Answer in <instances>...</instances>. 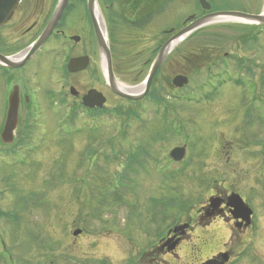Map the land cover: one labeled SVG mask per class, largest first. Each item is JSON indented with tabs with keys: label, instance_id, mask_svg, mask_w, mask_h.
Wrapping results in <instances>:
<instances>
[{
	"label": "rangeland",
	"instance_id": "374dc122",
	"mask_svg": "<svg viewBox=\"0 0 264 264\" xmlns=\"http://www.w3.org/2000/svg\"><path fill=\"white\" fill-rule=\"evenodd\" d=\"M213 32L219 36L212 39ZM192 34L170 52L150 89L176 97L163 93L168 100L161 111L150 99L137 105L113 94L103 66L95 83L96 63L78 78L79 91L93 81L105 93L107 108L138 111L140 119L130 117L131 127L121 129L128 119L110 113L97 121L84 113L70 119L69 110L38 113L36 121L46 123L38 130L44 137L39 149L20 164L0 160V179L9 176L11 185L6 192L0 180L2 206L19 218L0 225L7 237L5 247L0 243V264H132L157 239L162 222L154 214L160 209L171 225L184 220L210 189L234 185L243 196L255 197L250 187H264V145L258 143L264 141V102L247 97L257 89L264 96V26L255 31L244 23L217 22ZM148 50L129 51L128 63L115 66L122 84L144 83L155 57ZM238 58L258 76L245 75ZM60 73L56 65L45 79ZM177 74L187 76L188 84L175 87ZM130 143L134 153L128 157L124 148ZM183 144L186 160L172 162L168 153ZM258 201L264 238V198ZM79 228L82 233L75 235ZM216 235L221 249L225 229Z\"/></svg>",
	"mask_w": 264,
	"mask_h": 264
},
{
	"label": "flooded vegetation",
	"instance_id": "af4514ba",
	"mask_svg": "<svg viewBox=\"0 0 264 264\" xmlns=\"http://www.w3.org/2000/svg\"><path fill=\"white\" fill-rule=\"evenodd\" d=\"M260 1L264 0H0V17L5 18L0 24V160L11 159L19 164L39 149L44 137L38 135V130L46 124L36 121L41 110L62 112L81 107L83 112L93 113L107 109L83 105V97L90 90L105 95L93 81L82 91L76 88L81 83L78 78L94 63L97 67L91 80L96 83L100 78L105 59L98 32L107 37L117 76L115 66L121 60L122 64L128 63L129 51L135 55L137 49H149L156 57L164 43L195 19L222 11L259 14L263 10V5L258 6ZM44 33L48 34L47 39L32 51ZM213 33L212 39L219 36ZM120 51L125 53L121 55ZM225 56L230 57L228 53ZM78 58H87V66L71 72L69 64ZM237 60L240 63L243 58ZM56 65L60 75L46 80L47 71H54ZM252 74V77L258 76ZM261 79L264 81V75ZM253 84L256 82L252 81ZM163 93L166 91L161 90ZM247 97L254 103L264 102L258 89ZM11 98L18 105V120L14 132L9 135L5 129ZM247 115L251 116L250 111ZM258 143L264 145L262 140ZM8 178L0 179L6 192L11 189ZM250 189L255 197L249 192L243 196L234 185L225 191L210 189L193 208H188L184 220L178 219L171 225L165 224L167 218L160 209L154 214L162 222L157 239L132 264H141L145 259H148L147 264H184L183 259L186 264H204L210 259L224 264H264V238L257 208L260 201L256 202L264 198V187ZM1 194L3 191H0V225L7 224L9 219L19 221L16 215L3 208ZM233 194L241 196L246 213L232 204ZM221 226L227 239L220 249L216 232ZM4 236L0 233V240Z\"/></svg>",
	"mask_w": 264,
	"mask_h": 264
},
{
	"label": "water",
	"instance_id": "95a60500",
	"mask_svg": "<svg viewBox=\"0 0 264 264\" xmlns=\"http://www.w3.org/2000/svg\"><path fill=\"white\" fill-rule=\"evenodd\" d=\"M221 17H235L239 18L241 20L252 22V23H264V15H255V14H249V13H243V12H233V11H226V12H217L209 15L202 16L201 18H198L197 20L190 23L188 26L177 32L171 39H169L159 50V53L157 54L153 65L151 67L150 73L148 77L146 78L144 82V88L143 90L139 92H126L118 86V79L116 78V75L114 73L113 65H112V57H111V51L108 45V41L106 36L102 32H98V38L100 43V50L102 52V55L105 59L104 68L107 78V83L109 85V88L117 95L127 98L129 100H140L142 99L149 91L155 76L162 65V63L165 61L167 56L169 55L172 48L170 46L176 42L177 40H182L189 34H191L193 31L197 30L198 28H201L208 23L212 22L213 20ZM5 20V18L0 17V24ZM48 34L44 33L39 41L36 43V45L33 47L32 51L39 48L47 39ZM179 42V41H178ZM177 42V43H178ZM87 58H78L75 60H72L69 64V70L71 72H77L80 70H83L86 68L87 64L86 62ZM188 83V78L184 75H178L173 79V84L176 87H183ZM14 99L11 98V104L10 109L8 113L7 118V126L5 129V133L8 132L10 135L12 132H14L18 120V113H17V103L14 104ZM106 102V98L103 96L102 93L96 91V90H90L87 95L83 97V103L84 105L88 107H102ZM186 155V147H176L174 148L170 156L175 161H181ZM230 201L232 204L241 212L246 213V206L244 205V202L242 198L238 194H233L230 197ZM249 215V214H248ZM81 233V230H76L74 232L75 235H78ZM204 264H224V263H217L215 260H209Z\"/></svg>",
	"mask_w": 264,
	"mask_h": 264
},
{
	"label": "trees",
	"instance_id": "16d2710c",
	"mask_svg": "<svg viewBox=\"0 0 264 264\" xmlns=\"http://www.w3.org/2000/svg\"><path fill=\"white\" fill-rule=\"evenodd\" d=\"M209 34V33H208ZM165 89V88H164ZM151 99H153L155 102H158L159 104H161L162 101H165V98L162 97V94H161V90H155L154 93H151ZM96 113H99V112H96ZM112 114H115V115H119V116H123V117H126L128 119V121H126V125L125 127H128L129 126V119L130 117L133 116V111H132V108H128L127 110H124L123 108H119L117 107L115 110H113L112 112H110ZM100 114V113H99ZM98 114H96L97 116ZM125 122V118H124V121ZM124 127V128H125ZM123 128V129H124ZM125 136V134L122 135V137ZM125 139V138H122V140ZM110 149L112 150V153L115 152V153H119L120 151H116V148H115V145L114 143L111 141L110 142ZM125 150V149H124ZM90 153V152H89ZM114 154V153H113ZM114 155H118V154H114ZM107 157H109L107 155Z\"/></svg>",
	"mask_w": 264,
	"mask_h": 264
},
{
	"label": "bare ground",
	"instance_id": "6f19581e",
	"mask_svg": "<svg viewBox=\"0 0 264 264\" xmlns=\"http://www.w3.org/2000/svg\"><path fill=\"white\" fill-rule=\"evenodd\" d=\"M178 41H180V40H177L176 42H174L170 46V48L175 47V45L177 44ZM118 86L120 87V89H122L126 92H139V91L143 90V88H144V84H142L141 86H138V87H128V86H125L124 84H122L121 82H118Z\"/></svg>",
	"mask_w": 264,
	"mask_h": 264
}]
</instances>
